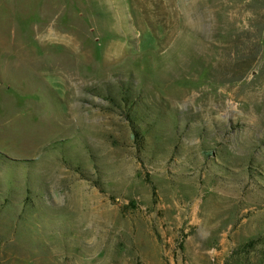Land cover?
Instances as JSON below:
<instances>
[{
  "label": "rangeland",
  "instance_id": "374dc122",
  "mask_svg": "<svg viewBox=\"0 0 264 264\" xmlns=\"http://www.w3.org/2000/svg\"><path fill=\"white\" fill-rule=\"evenodd\" d=\"M0 264H264V0H0Z\"/></svg>",
  "mask_w": 264,
  "mask_h": 264
},
{
  "label": "trees",
  "instance_id": "16d2710c",
  "mask_svg": "<svg viewBox=\"0 0 264 264\" xmlns=\"http://www.w3.org/2000/svg\"><path fill=\"white\" fill-rule=\"evenodd\" d=\"M262 38H258V41H260ZM259 47H261V45L259 44ZM123 90V89H122ZM122 90H121V95L120 96H118L115 100H114V103L115 104H119V105H121L122 103L125 105L128 101H129V99H130V93L128 92V93H123L122 92ZM127 96H128V98H127ZM132 108H135V106H134V104L132 103ZM133 111V110H132ZM133 114L135 115V113L133 112Z\"/></svg>",
  "mask_w": 264,
  "mask_h": 264
}]
</instances>
